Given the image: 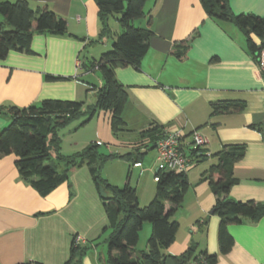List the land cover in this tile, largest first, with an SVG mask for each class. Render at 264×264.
<instances>
[{
	"label": "crops",
	"instance_id": "0c3cea01",
	"mask_svg": "<svg viewBox=\"0 0 264 264\" xmlns=\"http://www.w3.org/2000/svg\"><path fill=\"white\" fill-rule=\"evenodd\" d=\"M3 1L16 0H0ZM28 2L34 8L47 5L63 17L68 34L35 32L29 50H10L5 58H0V130L10 123V106L25 108L46 99H59L83 101L85 107L89 105L88 94L98 96L102 86L99 70L87 66L104 53L99 45L106 43L96 0ZM229 5L234 14L250 13L264 18V0H229ZM146 6L148 14L140 19L139 27L153 31L147 53L138 67H115V76L128 96L122 110L126 126L117 133L123 140L116 139L107 111L102 132L107 140H117L122 146L124 152L119 151L120 154L135 156L139 134L154 125H162L166 132L179 131L185 139L198 130L208 138V158L204 161L214 159L215 163L213 153L228 145L243 144L245 152L234 165L236 182L229 196L264 204V76L246 46L244 34L231 22L209 17L200 0H148ZM5 21L0 13V24ZM107 23L114 37L122 32L117 17L110 16ZM184 40H189L190 48L179 58L177 51ZM88 46L92 50H86ZM82 59L86 63L78 69L77 62ZM229 100L243 101L244 110L211 116L213 103ZM100 131L97 125L98 136ZM150 150L134 164L133 159L119 158L122 163L104 177L119 187L131 185L130 173L135 168H145L142 161ZM15 160L14 154L0 155V264H65L77 234L92 245L81 264H106L107 257L97 252L95 241L104 235L109 221L88 166L72 170L66 182L42 196L20 176ZM213 164L197 171L192 164L188 170L190 187L171 217L179 222V229L175 240L163 249L164 256L175 264V258L197 243L195 253L205 250L217 254L216 264H264V216L229 225L234 245L228 253L220 251L221 218L213 211L216 194L209 180H202L203 173ZM155 166L153 159L150 168ZM138 185L133 187L140 203L146 205L152 195L143 198ZM166 206L170 208L169 203ZM198 231L200 240L195 242L193 234ZM151 232L152 224L145 222L132 250L134 256L145 251ZM145 239V248H138Z\"/></svg>",
	"mask_w": 264,
	"mask_h": 264
},
{
	"label": "trees",
	"instance_id": "16d2710c",
	"mask_svg": "<svg viewBox=\"0 0 264 264\" xmlns=\"http://www.w3.org/2000/svg\"><path fill=\"white\" fill-rule=\"evenodd\" d=\"M148 0H96L103 23L102 36L110 33L107 25L110 16L117 17L123 29L113 39L112 50L104 52L98 60L88 63L90 69L99 70L102 86L98 89L97 101L84 109L83 101L46 99L38 105L21 108L10 106L11 120L8 126L0 130V155L14 154L15 165L20 176L40 195L46 196L61 183L69 179L72 170L83 165L88 166L92 179L108 217L105 239L108 244L106 264H164L166 257L163 249L176 237L179 222L171 217L181 206L190 187L185 172L158 170L156 195L146 206H141L136 189L126 184L119 187L111 184L100 172L101 165L107 160L123 158L127 161L140 160L146 151L155 148L157 140L164 135L162 125H154L142 131L136 144V154L100 152V144L92 142L81 151L63 154L59 130L84 113L89 117L79 125H84L99 110L110 113L112 131L117 134L124 130L126 122L122 110L127 101V91L115 76L118 65L138 67L149 49V38L153 31L134 25L148 14ZM205 12L220 22H231L244 34L246 46L258 61L260 50L264 48V18L250 14H234L229 0H200ZM0 13L13 25V30H3L0 24V58H5L10 50H29L35 32L53 35L68 34L66 20L47 5L34 8L28 0L0 2ZM152 18L149 17L148 25ZM99 40V39H98ZM190 48L189 40H184L177 56L183 58ZM83 65L86 60L83 59ZM49 77V76H48ZM245 103L238 100L221 101L212 104L211 116L219 113L243 111ZM192 133V132H191ZM143 147L146 151H139ZM205 147L185 149L193 162L206 160ZM245 152L243 144L225 146L211 156L217 163L203 173L202 180L208 179L216 194L213 211L221 218L218 227L220 251L228 253L234 238L228 230L231 224L243 219L259 220L264 216V204L230 198L229 192L236 182L233 176L234 165L241 160ZM141 162V161H140ZM64 165L63 171L58 167ZM216 175L217 177H212ZM170 204L167 208L166 204ZM145 222L152 224V232L147 240L148 250L138 256L132 254L139 239V232ZM204 223L201 224L203 226ZM98 237L97 240H99ZM98 244L97 242H95ZM95 244V245H96ZM196 245L190 247L181 257L175 258V264H216L217 254L205 250L197 252ZM92 245H74L72 242L70 258L65 264H81ZM17 264H43L39 261Z\"/></svg>",
	"mask_w": 264,
	"mask_h": 264
},
{
	"label": "rangeland",
	"instance_id": "374dc122",
	"mask_svg": "<svg viewBox=\"0 0 264 264\" xmlns=\"http://www.w3.org/2000/svg\"><path fill=\"white\" fill-rule=\"evenodd\" d=\"M147 7V6H146ZM135 26H140V20H136L134 22ZM13 25L8 22L7 20L5 21L4 25H3V30H13ZM123 30V29H122ZM114 34L112 33V31L110 30V33H108L107 35H105L103 37V41H105V45H99V47H101L104 52H108L110 50H112V40L115 38ZM96 45V44H94ZM91 47V46H90ZM89 46L86 48V50H92L89 49ZM97 47V46H96ZM93 47V48H96ZM85 54V53H84ZM86 56L88 57V53H86ZM83 57V55H82ZM80 57V58H82ZM83 60V59H82ZM81 60V66L78 68L80 69L81 67H83V62ZM97 74H99V71H97ZM87 104L91 105L94 104L97 101V95H93L90 93L88 94V99H86ZM87 106L84 107V109H86ZM87 110V109H86ZM100 113V114H99ZM104 110H99L97 113H95L93 115V117L90 119V121H88L86 124L84 125H79L83 120L87 119L90 115L89 113H84L82 115H80L79 117L75 118L74 120H72L69 124H67L65 127H61L59 130V134L61 136V146H62V150L64 152V154H72L78 151H81L82 149H84L86 146H88L89 144H91L92 142H96L100 144V152L103 154H108L110 152H116L119 153V151L124 152V149H122V146H119V143L116 142V139H121L123 140L122 135L117 134V138L115 139L116 141H112V140H107L106 134L102 132V128H103V123L107 120H105L104 117H106L107 115H109V113H107ZM100 116V118H99ZM97 125L100 128V132H99V137L97 134ZM110 131V129H109ZM135 138V137H134ZM133 138V139H134ZM137 138V137H136ZM135 138V139H136ZM97 139H100L102 141H96ZM107 141H109V143H107ZM75 142H79L84 144V147H81V145H75ZM107 144H109L110 146H108ZM121 145V144H120ZM79 146V147H76ZM79 149V150H78ZM61 150V151H62ZM156 150V149H155ZM154 149H151L147 155L145 156V158L142 161V165L145 166V168H135L132 173H130V183L132 186H135L136 184L138 185V192L140 195L143 194V198H146V196H150L152 195V197H150V199H148V202L146 203V205H148L155 197L156 193H155V189H156V183L153 180V175L155 172V169L157 170V163H156V152ZM119 158L113 159V160H107L105 161L101 167H100V172L103 174V176L107 175V174H111V168L117 169L118 166L120 165V163H122L121 161H118ZM155 160L156 163V168L151 169L150 168V164L152 162V160ZM216 161L214 159L205 162L203 160L201 161H194L193 165H195L194 167H197V170H202L204 167L209 166V164H213ZM64 169V165H60L58 167L59 171H63ZM140 169H144V171L141 173ZM189 171H187L188 174ZM126 181V175L124 176V182L123 185L125 184ZM154 183V185H153ZM122 186V185H121ZM152 198V199H151ZM140 202V201H139ZM141 206H146L140 203ZM144 236V234H143ZM106 237V235H102L101 238H99V240L95 241L98 243L97 246V252L100 254H103L105 257H108V244L107 241L104 240ZM96 244V243H95ZM145 244H146V239L145 241L142 240L140 241V243L138 244V248H145ZM148 250V247H146L145 251Z\"/></svg>",
	"mask_w": 264,
	"mask_h": 264
},
{
	"label": "built area",
	"instance_id": "2783aa9c",
	"mask_svg": "<svg viewBox=\"0 0 264 264\" xmlns=\"http://www.w3.org/2000/svg\"><path fill=\"white\" fill-rule=\"evenodd\" d=\"M258 63L260 70L264 76V48L260 50ZM78 68L81 66V61L77 62ZM208 144V138L200 133L198 130L192 131L190 136L185 139L179 132H164L155 144L156 149V163L157 171H174L185 172L191 168L193 164L192 158L185 153V149L206 147ZM159 176L157 174L154 177L155 181H158ZM74 245H84L85 239L81 235H74Z\"/></svg>",
	"mask_w": 264,
	"mask_h": 264
},
{
	"label": "water",
	"instance_id": "95a60500",
	"mask_svg": "<svg viewBox=\"0 0 264 264\" xmlns=\"http://www.w3.org/2000/svg\"><path fill=\"white\" fill-rule=\"evenodd\" d=\"M203 229H204V227L201 228V231ZM201 231H198V232L193 234V239H194L195 242H199ZM165 264H174V260L172 258L168 257V258L165 259Z\"/></svg>",
	"mask_w": 264,
	"mask_h": 264
}]
</instances>
